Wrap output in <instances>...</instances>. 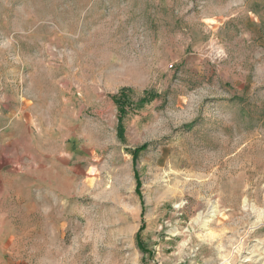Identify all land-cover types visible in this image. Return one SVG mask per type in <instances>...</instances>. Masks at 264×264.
I'll use <instances>...</instances> for the list:
<instances>
[{"label": "rangeland", "instance_id": "1", "mask_svg": "<svg viewBox=\"0 0 264 264\" xmlns=\"http://www.w3.org/2000/svg\"><path fill=\"white\" fill-rule=\"evenodd\" d=\"M0 170V264H264V0H0Z\"/></svg>", "mask_w": 264, "mask_h": 264}, {"label": "crops", "instance_id": "2", "mask_svg": "<svg viewBox=\"0 0 264 264\" xmlns=\"http://www.w3.org/2000/svg\"><path fill=\"white\" fill-rule=\"evenodd\" d=\"M14 173L10 172L8 170L1 171L0 170V178H2V182H0V198L2 196V193L4 192L5 195L7 194V189L12 186V180H13Z\"/></svg>", "mask_w": 264, "mask_h": 264}, {"label": "trees", "instance_id": "3", "mask_svg": "<svg viewBox=\"0 0 264 264\" xmlns=\"http://www.w3.org/2000/svg\"><path fill=\"white\" fill-rule=\"evenodd\" d=\"M113 99L119 105V114H120V117H123V114L125 113L126 105L128 104L127 103V94L126 93H121L119 95L118 94L113 95ZM136 152H137V150H136Z\"/></svg>", "mask_w": 264, "mask_h": 264}]
</instances>
